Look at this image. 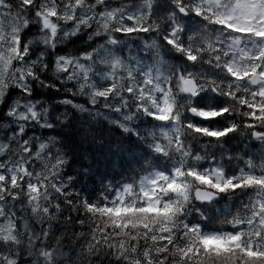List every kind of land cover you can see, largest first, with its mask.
Returning <instances> with one entry per match:
<instances>
[{
	"label": "snow or ice",
	"instance_id": "6c2138e0",
	"mask_svg": "<svg viewBox=\"0 0 264 264\" xmlns=\"http://www.w3.org/2000/svg\"><path fill=\"white\" fill-rule=\"evenodd\" d=\"M0 264H264V0H0Z\"/></svg>",
	"mask_w": 264,
	"mask_h": 264
},
{
	"label": "trees",
	"instance_id": "16d2710c",
	"mask_svg": "<svg viewBox=\"0 0 264 264\" xmlns=\"http://www.w3.org/2000/svg\"><path fill=\"white\" fill-rule=\"evenodd\" d=\"M52 99L55 101L57 99V97L56 96H53ZM61 110H63V108ZM69 119L75 121V123L77 121V123H79L78 127L80 129H83L89 123H91V126L93 128H100L101 126L105 130H107L108 128H111L112 131H111V133H109V135L112 137L113 140H119L121 136H123L124 139L126 141H128L129 143H131L132 141H135L136 140V136L135 135H130L128 133H122V130H120L119 128H116L115 126L109 125L106 120H103L102 118H94V117L90 116L87 112H75V111H73V113H70ZM99 139H102V138L101 137H98V140ZM87 163L88 162H86V164ZM79 170L80 169H78V171ZM120 172H121V170L119 168H116L113 174H109L108 179L109 180H112V179H114V180H121V179H123L124 176H122L120 174ZM69 175L73 176L74 179H79V177L76 176V173H71ZM104 182L107 183V180H105ZM84 183L85 182L82 181L81 183L77 184L76 185V188L79 189L80 191L84 192L82 189H80L78 187V186H80V187H83L84 188ZM91 187L92 186L89 185V188H91Z\"/></svg>",
	"mask_w": 264,
	"mask_h": 264
},
{
	"label": "bare ground",
	"instance_id": "6f19581e",
	"mask_svg": "<svg viewBox=\"0 0 264 264\" xmlns=\"http://www.w3.org/2000/svg\"><path fill=\"white\" fill-rule=\"evenodd\" d=\"M78 125H79V123H77V121H76V123H73L72 125H70V126H69V130H68V133H66V135H69V134L72 132L73 129H76V130H82V129H80V128L78 127ZM77 139H80V137H77ZM83 147H84V148H88L89 146H88L87 144H84ZM66 151H68V152H67V153H68V160H69V165L71 166V165H73V163H74V156H73V151H72V145H71V144H69V146H68V148L66 149ZM84 155L87 156L88 153L85 151V152H84ZM86 162H88V160H85V161H84L85 165H87ZM78 169H79V165H75V169H74L73 167H69V168H67L65 171H66V174L69 175V174H71V173H76V172L78 171ZM113 173H114V172H112V173H110V174H113ZM100 183H101L100 178L97 177L96 185H95V187H96L97 190L100 189ZM78 187H79L80 189H82V190L85 192V193H84V192L81 191L82 193H84L85 195L87 194V191H86L83 187H80V186H78ZM77 190H79V189H77ZM79 191H80V190H79Z\"/></svg>",
	"mask_w": 264,
	"mask_h": 264
}]
</instances>
